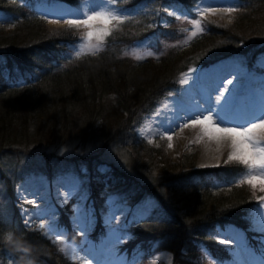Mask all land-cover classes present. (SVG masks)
Returning a JSON list of instances; mask_svg holds the SVG:
<instances>
[{
  "label": "trees",
  "instance_id": "1",
  "mask_svg": "<svg viewBox=\"0 0 264 264\" xmlns=\"http://www.w3.org/2000/svg\"><path fill=\"white\" fill-rule=\"evenodd\" d=\"M37 1L0 0V264H79L68 250L101 254L105 246L104 253H123L127 262L136 257L137 264L151 263L159 251L170 255V264H264V231H255L249 220L263 192L235 181L243 165L196 168L195 155L185 153L171 162L161 146L136 135L159 99L179 93L187 71L228 61L259 68L264 0H236L228 24L199 19L201 30L186 44L180 42L181 21L194 17L199 0H119L115 7L125 15L102 48L78 58L70 57V48L81 40V30H45V19L35 14ZM157 40L156 57L136 60L124 53ZM66 174L77 181L78 192L85 191L91 214L76 216L78 200L71 198L57 208L61 237L26 230L14 206L17 183L27 176L51 182ZM111 196L128 207L119 242L107 237L102 218ZM139 205L148 207L146 216L135 215ZM230 229L238 233L231 244L218 243L216 236Z\"/></svg>",
  "mask_w": 264,
  "mask_h": 264
},
{
  "label": "rangeland",
  "instance_id": "2",
  "mask_svg": "<svg viewBox=\"0 0 264 264\" xmlns=\"http://www.w3.org/2000/svg\"><path fill=\"white\" fill-rule=\"evenodd\" d=\"M93 2L96 6L102 4V0H93ZM229 6H236V0H199L193 9L194 17L188 18L186 19V21H181L182 23H186L185 25L181 26V29L185 33V36L180 41L181 44H186L187 38H190V36L193 37V33H195L196 35L201 30L199 19H210L224 24L230 23L236 10L231 13L223 12L221 10L222 8ZM35 7L38 15L41 18L46 19V22L44 23V29L47 31H52L63 26H70L65 21L67 19L77 18L78 16H81V14L85 11L86 4L84 2L83 4L81 3L77 6L72 7L66 6L64 4L53 6L45 2L44 0H38L37 2H35ZM205 8H211L212 10L205 11ZM97 10H100L99 7H97ZM167 15H172L173 21L178 20V14L172 12L171 10H167ZM163 21L165 20H162L161 23ZM115 22L116 21H112V23L107 26L109 31L116 24ZM179 24L181 23L179 22ZM71 27L77 29L79 28V30H81L83 34L82 38H85L87 32L90 31V29L84 25ZM102 27H104V25H102L100 22H95L94 28ZM104 38L105 37H101L103 41ZM160 41L157 40L147 44H136L134 45V47H128L126 49L124 48V53L136 60L145 59L146 57H156L158 56V54H160L159 51H157L156 53V48L161 44ZM97 45L98 40L95 35L91 39L85 40L83 43L81 40L73 48H70V57L78 58L86 54H95L102 48L103 43L99 44V50H97ZM137 57L140 58L137 59ZM260 64L262 65L257 73L245 70V68L238 67L237 65H231V67L237 68V71L229 70L228 67L226 69V66L221 67L222 69H213L204 73H200L195 69L189 71L181 78V92L179 93V95H170L163 98L162 100L159 99L151 116L147 117L145 119V122H143L137 129V136H139L148 145H151L153 147L161 146L165 156L171 162L177 161L178 157L185 153L195 155L194 165L196 168L215 167L218 166L221 162L225 163L226 161H228V155L232 150L231 143L229 142L224 148H219L214 138L210 139L208 135H205L201 126L199 125L192 127L193 129L190 132L189 136L186 138L183 144L179 146L177 145L179 139V133L177 130L178 127L175 128V126L172 125L175 130V135L172 134V139L169 140L161 137V134L163 136V133L159 129L158 131L161 132V134H158V136H156L155 130L150 129L144 131V126L150 118H155L158 115L162 116L163 118L166 115V112L175 113V110H177L176 108L179 107V104L182 106V110L188 109L193 113L197 112V110L199 109L207 108L206 106H202L204 102L215 101L217 104L216 97L220 95L221 92H223L224 95L218 104V108H220L221 106L224 107L223 110L220 111V115L224 118L225 121H227V123L222 124L221 127H235L238 125L247 127L248 122H258V120H252V117L250 119L247 118L250 117L248 115L249 113H252L253 116V112L255 111L257 112L256 114L259 117L261 116V114H264V109H262L261 107H256L257 102L264 99V59L260 62ZM226 70L229 71V73L225 72V76H220L221 72ZM226 76L228 77L225 78ZM228 80L235 81L237 84L232 83L231 85H229L227 84ZM226 89H230V91ZM208 91H211V93L208 94ZM192 94H198L199 97L195 95V98H193ZM252 110L255 111L252 112ZM204 114L207 115L208 113L205 112ZM155 126L159 127L160 124L156 123ZM253 138H264V129H255L253 132ZM261 143L262 145H264V140H262ZM170 144L171 147H169ZM229 162L235 161H228V163ZM13 168H15V166H13ZM243 169L245 171L241 172L238 177V180H240V182L245 180L246 176L249 174L264 176V170H247L244 165ZM46 180L47 179L43 176L28 177L26 181L30 183L28 190L26 192L25 190L19 191H21L22 193L25 192V194H22L23 197H25V195H27L28 193L32 195V197L29 196L30 201L32 202V206H30V209L21 206V202L19 203L20 198H17L21 194H18L17 188L14 194V200L16 202L14 206L15 208H17L19 222L24 225L25 228L29 229L30 231H34L36 229V227L25 225L26 220L30 223V218L36 215L37 219L39 220L37 222L38 225L50 220L48 222V225H51V228L54 229V231L48 232V234L54 235L55 239H58L57 234H59V236L61 237L63 233L56 231L57 215L55 214V207H63V205L66 204L64 201L68 200L69 198L77 199L78 203L76 206H74V212L76 216L82 218L87 214H91L89 212L90 208L84 206V201L86 199L85 191L83 193L77 191V181L70 175L66 174L63 177L57 176L54 180H52L49 183L52 189L49 192V195L46 189ZM243 183L247 184L254 193H261V186L259 184H257L256 187L253 188L252 185L246 182ZM24 199V201H28V199ZM113 199L114 196H111V199L108 201V210L102 215V218L107 229H109L108 231H110L107 237L112 238L111 242H119V224L121 223V216L125 213V207H116V203H114ZM50 200L52 202H50ZM35 203H37L38 206H34ZM3 207L4 206L2 203L0 211L4 214ZM24 210H27V213H25ZM3 214H1L0 217H3ZM110 217L115 218L110 219ZM249 220L252 228L255 231L262 232L264 228V200H262L261 204L252 211ZM72 222H74L75 225L78 224L77 219H73ZM74 229L76 233H80L82 231L81 226L75 227ZM237 235L238 233L236 230L230 229L226 236H219L218 241L220 242L223 240L226 241L225 244H229L232 242V238ZM104 249L106 250L108 248L105 246L102 249V253L100 255L92 249H85L79 254L76 253V260H78L79 264H115V262L117 264H131L134 261L136 262L135 264H137L138 258L136 257L134 258V260L132 259L133 261L131 260L130 262H127V259L125 258V255L123 253L118 254L117 258H113V255L111 254L112 251L104 253ZM68 254H70V256L68 255V257L71 258L75 253L72 250H68ZM151 261H153L152 264H170V256L168 253L158 252L150 257V262ZM245 261H247V259L241 261L240 264H243ZM250 264L257 263L255 261Z\"/></svg>",
  "mask_w": 264,
  "mask_h": 264
},
{
  "label": "snow or ice",
  "instance_id": "3",
  "mask_svg": "<svg viewBox=\"0 0 264 264\" xmlns=\"http://www.w3.org/2000/svg\"><path fill=\"white\" fill-rule=\"evenodd\" d=\"M86 4L85 11L78 16L77 18L67 19L65 22L70 26H80L84 25L90 29L87 32L85 38H81L82 43L85 40L91 39L94 35L97 37L98 45L97 50H99V44L103 43L101 37H107L110 35V32L107 28L112 21H120V17L125 15V10L115 7L118 4L119 0H102V4L96 6L93 0H84ZM99 7L100 10H97ZM205 11L212 10L211 8H205ZM223 12L231 13L236 10L235 6L224 7L221 9ZM95 22H100L104 27L94 28ZM195 35V33H193ZM140 57H137L139 59ZM233 81L228 80L227 84L231 85ZM230 91V89H226ZM224 93L221 92L220 95L216 97L217 104H219ZM223 110V106L220 107V110H214L212 107H207L202 111L194 112L191 115H186L185 119L187 122H182L184 128L195 127L197 125L201 126L205 135H208L210 139L214 138L216 140H227L231 143V151L228 155V161H235L241 165H244L247 170H264V145L261 141L264 138L254 139L253 132L255 129H264V114H261L260 117L252 116V120H258V122H248V126L244 127L238 125L235 127H221L222 124L227 123L224 118L220 115V111ZM208 114L205 115L204 113ZM215 116V119H214ZM172 129L166 128V132H170ZM168 139L171 140V135L168 136ZM171 147V144L169 145ZM226 161L225 163H227ZM246 182L252 185L253 188L259 184L260 191L264 192V176L249 174L246 176ZM260 200H264V196L259 197ZM65 203L67 200L64 201ZM27 213V210H24ZM115 217H110L114 219ZM25 225H29V221H25ZM35 227V226H34ZM40 230H45L46 225L41 223L38 225ZM48 232H53L54 229L51 228V225L47 226ZM59 234H57V238ZM11 239V237H9ZM226 241H220V243H225Z\"/></svg>",
  "mask_w": 264,
  "mask_h": 264
},
{
  "label": "bare ground",
  "instance_id": "4",
  "mask_svg": "<svg viewBox=\"0 0 264 264\" xmlns=\"http://www.w3.org/2000/svg\"><path fill=\"white\" fill-rule=\"evenodd\" d=\"M233 83L237 84L235 81H233ZM193 98H195V95H193ZM177 109H178V107H177ZM202 110L203 109H199V110H197V112L198 111H202ZM187 113L188 112H186L185 110H182L180 108L179 110H175V113H174V114H177L178 116L172 115V118H174L176 120V121L172 122V125L175 126V128L178 127L177 128L178 133H179V139H178V144H177L178 146L183 144V142L186 140V138L189 136L190 132L193 129L192 127H188V128H184L183 127V123L182 122H187V120L185 119ZM192 113L193 112H191V114ZM191 114H187V115H191ZM150 133H153V132H150ZM214 140L218 144L219 148H224L230 142V141H227V140H219V141L216 140V139H214ZM29 196L32 197L31 194ZM50 202H52V201L50 200ZM34 206H38L37 203H35Z\"/></svg>",
  "mask_w": 264,
  "mask_h": 264
}]
</instances>
